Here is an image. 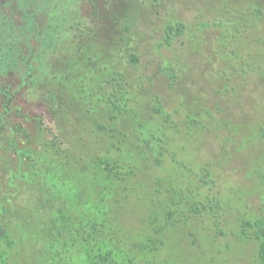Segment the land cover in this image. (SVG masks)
Here are the masks:
<instances>
[{"label":"rangeland","instance_id":"374dc122","mask_svg":"<svg viewBox=\"0 0 264 264\" xmlns=\"http://www.w3.org/2000/svg\"><path fill=\"white\" fill-rule=\"evenodd\" d=\"M255 6L264 8V0H0V114L6 93L13 94L29 117L46 113L41 94L54 67L76 60L85 27L92 29L87 39L100 30L98 54L139 77L150 93L145 99L159 95L179 124L181 133L172 137L164 162L137 177V195L124 217L127 234L143 229L154 205L151 197L158 202L174 192L184 194L198 184L203 166L212 171L210 192L222 199L221 213L180 221L166 232L161 249L149 256L150 264H260L255 244L237 237V217L263 212V188L255 174L263 146L255 127L264 117V64L247 65V60L264 49V21L237 35L215 24ZM129 12L137 21L131 32L137 64L129 63L118 48L124 49L123 40L112 32V20H123ZM178 22L185 31L168 41L166 26ZM189 115H197L199 122L189 126ZM29 117L12 113L7 120L35 131ZM10 140V133L0 131V185L16 162ZM158 180L162 191L155 193ZM35 199L28 189L12 202L28 209ZM23 222L15 221L14 237L21 254L36 260L33 240L40 239L46 219L31 209Z\"/></svg>","mask_w":264,"mask_h":264},{"label":"trees","instance_id":"16d2710c","mask_svg":"<svg viewBox=\"0 0 264 264\" xmlns=\"http://www.w3.org/2000/svg\"><path fill=\"white\" fill-rule=\"evenodd\" d=\"M94 14L98 15L97 7ZM234 14L215 24L237 35L244 27L264 21L261 6ZM136 23L131 12L123 20H112V32L125 44L118 48L132 64L139 62L131 35ZM184 31L183 22L170 23L166 39ZM89 32L91 28L81 29L76 60L54 67L40 97L45 114L29 117L15 104L13 94H4L0 131L11 134L9 151L16 162L0 185V264H150L149 256L161 249L166 232L180 221L204 213L216 218L223 209L222 199L210 192L215 182L212 171L203 166L194 188L158 202L151 197L154 205L143 229L131 235L125 232V212L137 195L138 175L164 162L172 137L181 129L159 95L145 99L150 93L139 77L134 78L124 65L110 63L105 53L98 54L100 30L87 39ZM250 54L247 65L264 64V49ZM12 113L29 117L35 131L8 121ZM186 122L193 126L198 116L189 115ZM255 137L263 146L255 168L263 188V212L239 215L237 237L254 243L257 259L264 264V117L255 127ZM160 184L158 180L155 193L162 191ZM28 189L36 196L33 205L28 209L14 205L13 197ZM31 209L46 219L40 239L33 240L36 260L21 254L13 229L15 221L25 223ZM43 211L46 215H41Z\"/></svg>","mask_w":264,"mask_h":264}]
</instances>
